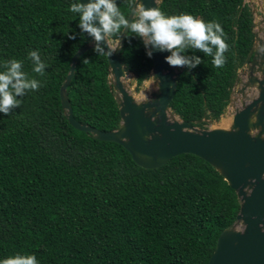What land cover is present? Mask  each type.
<instances>
[{
    "label": "trees",
    "instance_id": "16d2710c",
    "mask_svg": "<svg viewBox=\"0 0 264 264\" xmlns=\"http://www.w3.org/2000/svg\"><path fill=\"white\" fill-rule=\"evenodd\" d=\"M72 2L0 0V65L21 60L22 70L41 82L20 106L0 114V257L35 253L40 264H207L240 207L215 167L181 153L143 168L121 144L96 139L65 117L60 86L73 54L92 39L79 35L78 15L68 10ZM117 3L128 16L134 0ZM158 8L224 29L223 67L208 56L184 67L169 103L182 119L206 128L228 105L253 45L251 7L244 0H162ZM121 30L109 38L116 40ZM29 50H39L44 75L32 72ZM120 58L139 87L152 62L143 40L126 32ZM66 90L78 121L101 130L119 126L106 56L93 48L81 54Z\"/></svg>",
    "mask_w": 264,
    "mask_h": 264
},
{
    "label": "water",
    "instance_id": "95a60500",
    "mask_svg": "<svg viewBox=\"0 0 264 264\" xmlns=\"http://www.w3.org/2000/svg\"><path fill=\"white\" fill-rule=\"evenodd\" d=\"M141 2L145 7H159L162 0L158 4L154 0ZM137 5L138 0H134L128 16ZM256 28L253 18V45L243 64L246 66L244 77L240 78L237 73L230 93L229 101L233 102L232 94L236 92V103L227 126L201 128L172 111L169 103L184 67L169 66L164 60L169 53L151 49V46L153 55L149 75L154 80V88L148 97L137 100L123 82L125 75H133L120 58L127 32L123 28L116 40L110 42L108 36L106 41L99 42L106 50H113L112 55L106 57L108 82L120 114L117 128L101 130L78 121L67 95L66 89L79 56L93 48L96 41L91 39L73 54L60 86L64 115L76 129L96 139L121 144L133 161L143 168L160 167L181 153L195 154L213 165L234 189L239 211L233 224L220 232L207 264H264V32ZM237 128L239 131H233ZM238 222L241 227H237Z\"/></svg>",
    "mask_w": 264,
    "mask_h": 264
},
{
    "label": "clouds",
    "instance_id": "9594fccd",
    "mask_svg": "<svg viewBox=\"0 0 264 264\" xmlns=\"http://www.w3.org/2000/svg\"><path fill=\"white\" fill-rule=\"evenodd\" d=\"M154 3L158 4L159 0H154ZM68 10L78 15L79 35L87 34L97 42L93 51L98 56L112 55L113 50H106L99 42L106 41L108 35L123 28L143 40L145 54L149 58L153 55L151 49L168 52L164 60L169 66L190 70L203 63L205 56L212 58L214 67L225 64L224 53L229 45L223 27L217 21H205L186 12L169 14L158 7H145L141 0H138V7L130 16L121 12L117 0H73ZM75 36L73 32L70 38ZM193 49L198 51H191ZM197 52L203 53V58ZM28 57L32 61V72L44 75L47 65L41 59L39 50H29ZM22 64L21 60L13 58L0 65V114L8 115L20 106V98L28 90L35 91L41 86L39 80L22 70ZM157 87H160L159 82ZM251 119L255 120V117ZM0 264H40V261L35 253L18 252L0 257Z\"/></svg>",
    "mask_w": 264,
    "mask_h": 264
},
{
    "label": "rangeland",
    "instance_id": "374dc122",
    "mask_svg": "<svg viewBox=\"0 0 264 264\" xmlns=\"http://www.w3.org/2000/svg\"><path fill=\"white\" fill-rule=\"evenodd\" d=\"M244 2L247 3L248 6L252 8L254 21L257 23V31H263L264 32V22H262V18L264 17V0H244ZM110 42H112V39H109ZM178 69V67H176ZM246 66L242 65L238 69V73L241 76L240 78L244 77L243 73L245 71ZM123 77V82L128 86L130 92L133 94V96L137 99H144L149 96L150 92L154 88V80L151 78V75L148 76L147 79L143 81V83L138 87L136 84V80L134 75L130 74ZM127 80V81H126ZM236 96V92L232 94L233 102L229 101V104L225 107L223 113L220 115L219 119L211 120V122H208L205 127L206 128H213V127H219V126H227L226 124L229 123L230 119L232 118V115L235 111V103L234 97ZM237 227H241V223H237Z\"/></svg>",
    "mask_w": 264,
    "mask_h": 264
},
{
    "label": "bare ground",
    "instance_id": "6f19581e",
    "mask_svg": "<svg viewBox=\"0 0 264 264\" xmlns=\"http://www.w3.org/2000/svg\"><path fill=\"white\" fill-rule=\"evenodd\" d=\"M138 6V5H137ZM130 75V74H129ZM125 76H127V77H129L128 75H125ZM127 81V80H126Z\"/></svg>",
    "mask_w": 264,
    "mask_h": 264
}]
</instances>
